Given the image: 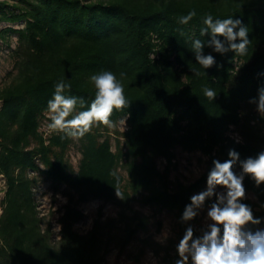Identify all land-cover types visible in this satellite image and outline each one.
Masks as SVG:
<instances>
[{
  "label": "trees",
  "instance_id": "1",
  "mask_svg": "<svg viewBox=\"0 0 264 264\" xmlns=\"http://www.w3.org/2000/svg\"><path fill=\"white\" fill-rule=\"evenodd\" d=\"M192 10L197 15L187 25L178 22ZM209 14L214 22L242 21L250 40L245 55L220 54L208 46L211 36L201 30ZM21 23L23 28L0 31V41L17 37V74L0 89V176L6 186L0 264H103L108 248L102 214L87 234H80L75 226L85 216L79 206L99 200L132 210L136 199L176 216L179 233L174 255L168 254V264H175L186 228L191 225L196 236L202 234L195 220L183 223L181 218L191 197L207 186L213 160H228L230 149L241 160L264 152L250 130L252 121L243 115L264 88V0H0V24ZM197 39L205 45L203 54L215 58L210 68L196 60L192 45ZM104 71L113 72L124 86L128 107L115 110L111 121L116 126L125 120L127 131L111 133V127L98 124L81 138L41 132L45 121L51 123L48 101L56 83L71 85L65 96L84 99L75 115L90 107L96 92L91 77ZM205 87L215 90V100L204 95ZM76 141L78 170L69 159ZM178 149L209 159L193 184L171 180ZM159 160L165 161L164 170ZM233 170L242 172L239 163ZM38 173L68 191L58 246L53 245L52 227L43 229L34 192L37 178L31 176ZM244 187L242 202L262 218L261 225L251 227H264V185L257 187L245 176ZM127 219L121 253L149 226V219L134 211Z\"/></svg>",
  "mask_w": 264,
  "mask_h": 264
},
{
  "label": "clouds",
  "instance_id": "2",
  "mask_svg": "<svg viewBox=\"0 0 264 264\" xmlns=\"http://www.w3.org/2000/svg\"><path fill=\"white\" fill-rule=\"evenodd\" d=\"M196 15V11L192 10L181 16L178 22L187 25ZM204 24L206 27L201 30V35L210 34L208 46L213 47L217 53H247L249 32L241 20L227 18L214 22L209 14L204 19ZM204 46L199 39L192 45L196 60L207 69L216 61L212 55L203 54ZM91 81L96 89L95 98L87 110L75 115L73 113L78 104L84 107V99L65 96V90L70 89L71 85L63 80L55 84L53 99L48 101L50 130L63 132L72 138H81L91 131L93 125L102 124L109 128L113 126V112L128 107L124 86L111 71L93 75ZM203 93L209 100L216 99L217 94L212 88L205 87ZM250 103L256 104L257 111L264 117V88L259 90L258 98ZM228 156L229 159L224 162L213 160L214 167L207 177V190L193 195L191 203L184 209L181 220L188 223L199 215L207 200L215 198L207 212L211 223L201 230L202 234L199 236L195 235L193 226L186 228L177 245L179 259L175 264H264V227H255L254 230L251 227L261 225L262 218L255 217L251 206L242 202L247 198L245 176H249L257 187L264 185V152L255 158L241 160L239 153L230 149ZM238 163L242 169L240 175L233 170ZM218 186L226 191L217 192ZM116 195L123 199L118 188Z\"/></svg>",
  "mask_w": 264,
  "mask_h": 264
},
{
  "label": "rangeland",
  "instance_id": "3",
  "mask_svg": "<svg viewBox=\"0 0 264 264\" xmlns=\"http://www.w3.org/2000/svg\"><path fill=\"white\" fill-rule=\"evenodd\" d=\"M25 26L24 23L9 25L0 24V31L6 28L20 29ZM17 46L16 36H7L6 40L0 41V89L10 85L16 77L15 58L13 51ZM1 109V103H0ZM245 120L252 121L251 132L257 137L256 143L264 146V124L261 119L264 118L257 111L256 104L245 106L243 109ZM120 132L127 131L125 120L118 125L111 127V133L115 130ZM41 132L45 135L49 134V127L44 124ZM115 149V140L113 139ZM79 142L76 141L69 152V159L78 170L81 153L79 151ZM176 169L171 175L173 182H182L190 185L196 182L207 170L209 159L200 153H185L180 149L176 150ZM158 165L161 170L165 168V161L159 160ZM121 174L127 179V174L120 169ZM37 178L36 197L39 200V211L42 213L43 229L49 225L54 232L53 245L59 244V218L62 215L63 207L68 200L65 197L68 192L65 187H58L47 180L44 174H31ZM207 190V186L203 191ZM6 191L5 179L0 176V214L2 203ZM202 191V192H203ZM217 192L226 191V189H216ZM249 198L256 202V199L249 195ZM132 210L120 207L116 203H105L99 200H93L79 206L84 213L85 218L75 226V230L80 234H87L93 227L95 220L102 214V224L107 242V254L103 264H168V254L174 255L173 247L179 233L177 218L174 214L158 209L143 206L139 199L131 204ZM210 206H205L200 210L199 215L194 219L197 222L199 230L206 229L211 223L208 219L207 212ZM133 211L145 216L149 219V226L146 232H141L136 239L127 247L124 253H121L119 244L124 237L125 222L133 215Z\"/></svg>",
  "mask_w": 264,
  "mask_h": 264
},
{
  "label": "built area",
  "instance_id": "4",
  "mask_svg": "<svg viewBox=\"0 0 264 264\" xmlns=\"http://www.w3.org/2000/svg\"><path fill=\"white\" fill-rule=\"evenodd\" d=\"M47 118H49V115H47ZM44 124H47L46 123V121H45V123ZM50 132V131H49ZM231 137L233 138V139H235L237 142H239L240 140H241V138L237 135V134H231ZM34 192H35V195H36V192H37V187L34 189ZM36 200H37V203H38V210H39V208H40V203H39V200L37 199V197H36ZM41 213V212H40ZM42 214V213H41ZM41 214H40V216H41ZM58 227H59V230H58V235H59V239H61V236H60V231H61V226L60 225H58ZM53 230V229H52Z\"/></svg>",
  "mask_w": 264,
  "mask_h": 264
}]
</instances>
